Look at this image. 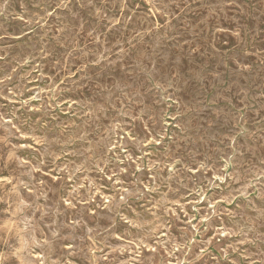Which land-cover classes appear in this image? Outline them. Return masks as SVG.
<instances>
[{
  "label": "rangeland",
  "instance_id": "rangeland-1",
  "mask_svg": "<svg viewBox=\"0 0 264 264\" xmlns=\"http://www.w3.org/2000/svg\"><path fill=\"white\" fill-rule=\"evenodd\" d=\"M0 150V264H264V0H0Z\"/></svg>",
  "mask_w": 264,
  "mask_h": 264
},
{
  "label": "bare ground",
  "instance_id": "bare-ground-1",
  "mask_svg": "<svg viewBox=\"0 0 264 264\" xmlns=\"http://www.w3.org/2000/svg\"><path fill=\"white\" fill-rule=\"evenodd\" d=\"M148 7H149V6H148ZM142 9H143V8H142ZM147 14H149V13H147ZM152 14H153V13H152ZM153 16H154V15H153ZM160 16H161V15H160ZM150 17H151V15H150ZM156 17H157V15H156ZM157 22H159V21H157ZM157 22H156V23H157ZM159 24H160V23H159ZM159 24H158V25H159ZM203 30H204V29H203ZM125 35H126V34H125ZM173 36H174V35H173ZM236 36H237V35H236ZM124 37H125V36H124ZM215 37H216V36H215ZM217 37H218V36H217ZM237 38H238V37H237ZM232 39H233V38H232ZM215 40H216V39H215ZM218 40H219V39H218ZM239 40H240V39H239ZM119 41H120V40H119ZM126 41H127V40H126ZM180 41H181V40H180ZM108 42H109V40H108ZM212 42H213V41H212ZM133 43H134V42H133ZM219 43H220V42H219ZM241 43H242V42H241ZM221 45H222V44H221ZM231 45H232V44H231ZM137 46H139V45H137ZM230 47H232V46H230ZM126 48H127V47H126ZM135 48H136V47H135ZM183 48H184V47H183ZM214 48H215V47H214ZM132 49H133V48H132ZM247 49H248V48H247ZM216 50L218 51V49H216ZM173 51H174V50H173ZM193 51H194V50H193ZM232 51H233V50H232ZM235 51H236V50H235ZM247 52H248V51H247ZM226 53H227V52H226ZM96 54H97V53H96ZM194 54H195V53H194ZM242 54H243V53H242ZM133 55H134V54H133ZM205 55H206V54H205ZM226 55H227V54H226ZM247 55H248V54H247ZM247 55H246V57H247ZM224 56H225V55H224ZM239 56H241V54H239ZM131 57H132V56H131ZM225 57H226V56H225ZM242 57H243V55H242ZM224 59H225V58H224ZM135 60H136V59H135ZM83 61H84V60H83ZM139 61H140V60H139ZM194 62H195V61H194ZM229 62H230V61H229ZM183 63H184V62H183ZM195 63H196V62H195ZM209 63H210V62H209ZM244 63H245V62H244ZM82 64H83V63H82ZM127 64H128V63H127ZM101 65H102V64H101ZM183 65H184V64H183ZM196 65H197V64H196ZM246 65H247V64H246ZM224 66H225V65H224ZM97 67H98V66H97ZM116 67H117V66H116ZM243 67H244V66H243ZM117 68H118V67H117ZM88 69H90V68H88ZM233 69H235V67H234ZM90 70H91V69H90ZM85 71H86V70H85ZM85 71H84V72H85ZM216 71H217V70H216ZM75 72H76V71H75ZM86 72H87V71H86ZM95 72H96V71H95ZM98 72H99V71H98ZM98 72H97V73H98ZM99 73H100V72H99ZM99 73H98V74H99ZM121 73H122V72H121ZM86 74H87V73H86ZM86 74H85V75H86ZM89 74H90V73H89ZM218 74H219V73H218ZM79 75H80V74H79ZM133 75H134V74H133ZM133 75H132V76H133ZM171 75H172V74H171ZM206 75H207V74H206ZM208 75H209V74H208ZM211 75H212V74H211ZM111 76H112V75H111ZM123 76H124V75H123ZM134 76H135V75H134ZM183 76H184V75H183ZM81 77H82V76H81ZM211 77H212V76H211ZM79 78H80V76H79ZM101 78H102V77H101ZM122 78H123V77H122ZM103 79H104V78H103ZM225 79H226V78H225ZM75 80H76V79H75ZM124 80H125V78H124ZM208 81H210V80H208ZM111 82H112V81H111ZM138 82H139V81H138ZM225 82H226V81H225ZM209 83H210V82H209ZM209 83H208V84H209ZM134 85H135V84H134ZM205 86H206V84H205ZM214 86H215V85H214ZM135 88H136V87H135ZM201 88L203 89V87H201ZM222 88H223V87H222ZM148 89H149V88H147V90H148ZM212 89H213V88H212ZM135 90H136V89H135ZM141 90H142V89H141ZM128 92H129V91H128ZM136 93H137V92H136ZM239 93H240V92H239ZM129 94H130V93H129ZM137 94H138V93H137ZM208 94H209V93H208ZM170 102H171V101H170ZM211 102H212V101H211ZM232 103H233V102H232ZM233 104H234V103H233ZM149 107H150V106H149ZM220 108H221V107H220ZM149 109H150V108H149ZM154 109H155V108H154ZM154 109H153V110H154ZM231 109H232V108H231ZM243 110H244V108H243ZM151 111H152V110H151ZM230 114H231V113H230ZM148 120H150V119H148ZM153 125H154V123H153ZM144 126H145V125H144ZM144 126H143V127H144ZM146 132H147V131H146ZM152 136H153V135H152ZM151 138H152V137H151ZM153 138H154V136H153ZM156 139H157V138H156ZM148 140H149V139H148ZM155 141H156V140H155ZM151 143H152V142H151ZM258 149H259V148H258ZM259 150H260V149H259ZM0 151H1V150H0ZM7 152H8V151H7ZM175 153H176V152H175ZM1 160H2V159H1ZM173 163H174V162H173ZM167 165H168V164H167ZM229 166H230V165H229ZM18 170H19V169H18ZM227 172H228V171H227ZM10 174H12V173H10ZM5 177H6V176H5ZM10 177H11V176H10ZM12 177H13V176H12ZM6 180H7V179H6ZM1 181H2V180H1ZM5 182H6V181H5ZM51 184H52V183H51ZM12 189H13V188H12ZM12 189H11V190H12ZM6 190H7V189H6ZM9 190H10V189H9ZM7 191H8V190H7ZM1 192H2V191H1ZM8 192H9V191H8ZM59 192H60V191H59ZM17 193H18V192H17ZM8 194H9V193H8ZM4 195H5V193H4ZM4 195H3V196H4ZM10 195H11V194H10ZM10 195H9V196H10ZM18 195H19V194H18ZM13 196H14V195H13ZM11 197H12V196H11ZM3 198H4V197H3ZM5 199H6V198H5ZM5 199H4V200H5ZM3 202H4V201H3ZM3 202H2V203H3ZM17 202H18V201H17ZM10 203H11V202H10ZM6 205H7V204H6ZM4 206H5V205H4ZM0 208H1V207H0ZM3 209H4V208H3ZM13 209H14V208H13ZM0 211H1V210H0ZM7 214H8V213H7ZM20 215H21V214H20ZM4 218H5V217H4ZM1 220H2V219H1ZM6 221H7V220H6ZM8 221H9V220H8ZM16 222H17V221H16ZM3 223L5 224V222H3ZM12 223H13V222H12ZM4 224H3V225H4ZM5 225H7V224H5ZM11 225H12V224H11ZM8 227H9V226H8ZM16 228H17V227H16ZM18 228H19V227H18ZM19 229H20V228H19ZM7 230H8V228H7ZM16 230H17V229H16ZM4 231H5V230H4ZM14 232H15V231H14ZM19 232H20V231H19ZM15 233H16V232H15ZM4 234H5V233H4ZM7 234H8V233H7ZM22 234H23V233H22ZM25 234H26V233H25ZM14 236H15V235H14ZM7 237H8V236H7ZM1 240H2V239H1ZM14 240H17V239H14ZM20 240H21V239H20ZM5 241H7V239H5ZM12 241H13V240H12ZM4 243H5V242H4ZM19 244H20V243H19ZM5 245H6V244H5ZM16 246H17V245H16ZM16 246H15V248H16ZM6 247H7V246H6ZM6 247H5V248H6ZM6 249H8V248H6ZM19 249H20V248H19ZM27 249H28V248H27ZM27 249H26V250H27ZM29 249H30V248H29ZM9 250H10V249H9ZM26 250H25V251H26ZM14 251H16V250H14ZM12 252H13V250H12ZM29 252H32V251H29ZM9 253H10V252H9ZM16 253H17V252H16ZM1 255H2V254H1ZM28 255H29V254H28ZM30 255H31V253H30ZM9 257H10V256H9ZM5 258H7V257H5ZM35 258H36V257H35ZM17 259H18V258H17ZM8 260H9V259H8ZM14 260H15V259H14ZM14 260H13V261H14ZM39 260H40V259H39ZM10 261H12V260H10ZM3 262H4V261H3ZM160 262H161V261H160ZM6 263H7V262H6ZM2 264H3V263H2Z\"/></svg>",
  "mask_w": 264,
  "mask_h": 264
}]
</instances>
